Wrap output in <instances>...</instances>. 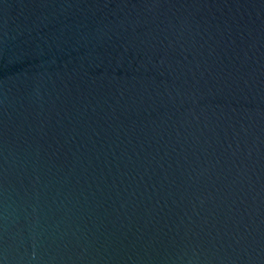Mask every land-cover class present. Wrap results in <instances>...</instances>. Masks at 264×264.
<instances>
[{
  "label": "water",
  "instance_id": "95a60500",
  "mask_svg": "<svg viewBox=\"0 0 264 264\" xmlns=\"http://www.w3.org/2000/svg\"><path fill=\"white\" fill-rule=\"evenodd\" d=\"M0 264H264V0H0Z\"/></svg>",
  "mask_w": 264,
  "mask_h": 264
}]
</instances>
